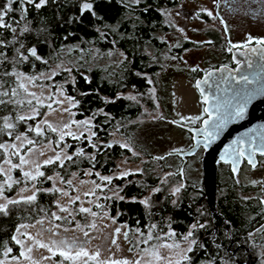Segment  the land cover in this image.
<instances>
[{
	"label": "trees",
	"instance_id": "16d2710c",
	"mask_svg": "<svg viewBox=\"0 0 264 264\" xmlns=\"http://www.w3.org/2000/svg\"><path fill=\"white\" fill-rule=\"evenodd\" d=\"M179 1L139 0V3H131L128 0L130 6H126L123 0H89L93 8L83 13L81 5L84 0H49L40 9L27 3L21 8L19 0L13 4L15 11L5 16V23L11 27L0 28V40L5 42L0 45V52L4 54L0 57V84L3 85L0 91L9 92V96L0 98L10 101L0 105V144L11 141L18 134H24L33 141L32 145L51 141L58 147L57 134L52 129L47 128L37 135L34 126L41 115L32 119H19L18 115L25 107L19 106L11 94L17 83L15 71L35 77L49 73L56 65L60 69L45 81L52 86H59L72 99V110L77 120L92 119V133L96 135L88 137L82 134L78 136L79 139L68 137L65 144L72 159L65 158L62 163L59 160L44 163L40 168L44 176L37 175L31 179L25 177L19 167L14 168L15 181L6 190V194L13 196L33 185L36 188V199L15 200L18 203L7 204V215L0 213V260L4 256H20L18 243L11 239L19 225L32 224L42 219L54 220L52 214L57 209L59 193L51 189L52 180L49 177L56 174L63 183L68 184L72 176L83 177L87 170L94 178L98 173L110 175L118 170L121 159L131 162L141 160V169L118 179L117 190L123 199L117 196L105 198V204L109 215L117 223L127 226V235L133 245V236L137 232L149 230L160 236L170 230L174 239L181 240L198 221L205 227L194 231L191 237L196 240V244L191 246L193 251L188 252V259H183L179 264H225L227 259L240 264L237 260L243 259L241 255L247 259L246 252L232 255L216 249L212 244L216 238L213 218L206 203L202 177H190L191 157L181 169L183 160L180 157L164 154L157 156L163 159H157L149 151L153 142L147 134V124L152 123L153 128L155 123L162 121L163 116L148 119L146 123L142 117L144 106L152 111L156 108L148 89L154 86L161 70L160 57L165 51L180 52L193 45L192 42H185L181 47L169 48L158 35L160 31L169 30L164 11L175 7ZM6 3L7 0H0V7ZM199 16L208 20L205 13ZM216 20L221 32L218 29L211 32L210 38L216 48L223 50L229 45L228 30L224 22L219 18ZM25 27L28 31H24ZM11 28H15L16 32L13 33ZM13 40L15 43H12ZM21 43L23 48L20 47ZM18 48L27 59L19 57L16 51ZM33 48L41 59L37 60L30 55L29 50ZM68 49L71 50L70 55H80L78 63L63 64L64 51ZM224 53H221V57L226 55ZM116 54L121 57L117 69L113 65ZM200 74L201 71L194 73L195 77ZM158 97L159 102L162 101L163 93ZM6 122L13 127L5 128ZM115 134L124 139L127 146L114 141L112 138ZM188 137L191 141V134ZM81 150L82 154L77 155ZM4 158L5 151L0 148V163ZM200 160L201 155L198 157L199 164ZM218 167L217 198L226 194L225 201L219 205L220 208L223 204L226 206L223 211L229 213L228 218L235 225L237 216L231 215H237L238 212L235 207L237 204L232 199L236 191L234 187L224 191L227 190L225 184L233 180L232 171L222 164ZM167 174L166 182H162ZM180 183L183 187L178 197L170 195L172 187ZM241 188L246 191L251 187ZM146 199L149 201L147 205L141 203ZM78 209L75 206V217L71 223L68 222V215L61 216L66 219L56 221L62 226L75 223L77 219L82 221L86 216L78 213ZM9 248L11 252L5 255ZM253 252L248 253L255 256ZM252 259L256 263L255 260L261 258L257 256L255 260L254 257Z\"/></svg>",
	"mask_w": 264,
	"mask_h": 264
},
{
	"label": "rangeland",
	"instance_id": "374dc122",
	"mask_svg": "<svg viewBox=\"0 0 264 264\" xmlns=\"http://www.w3.org/2000/svg\"><path fill=\"white\" fill-rule=\"evenodd\" d=\"M215 2L216 0H180L175 7L164 11L169 30L160 31L158 33L159 37L167 43L169 48L181 47L185 42H192L193 45L190 48L182 49L180 52L165 51L160 57L161 70L156 78V83L148 89L156 108L152 111L144 106L143 122L146 123L148 119L152 120V118L163 116L162 121L158 124L155 123L153 128L152 123L147 124L148 127L146 128L147 134L153 142L149 151L155 157L171 152H181L189 147L188 134L180 125L193 123L201 111V100L195 88L196 77L194 73L200 72L199 68L202 69V60L205 57L213 56L215 60L221 56V53H224L223 50L227 51L229 49V45H226L223 50L218 49L211 41V32L217 31V29L221 32L219 25L217 26L218 21L213 17L214 13L220 12L223 15L224 24L228 30V43L232 46L247 43L248 40L241 39L254 34L253 28L257 29L256 27H259L260 24L259 28L264 27V22L258 26L256 24V27L252 26L243 14L226 16L227 9L222 5H216ZM202 13L208 15V20L199 16ZM70 51V49L64 51L65 62L63 64L65 65L78 63L80 60V55L75 57V55L69 54ZM115 57L113 65L117 69L121 57L119 54H116ZM217 62L219 61L217 60ZM58 69H60V66L56 65L49 73L35 77L15 71L17 81L15 102L20 101L21 103L17 104L25 107V110L18 117L24 116L27 118L41 115L40 118L36 119L34 129L39 128L41 132L49 128L48 125L51 124L52 128L50 129H56L55 132L60 145L58 142L57 147L51 141L40 145L28 144L27 140L29 139L24 134H18L22 137L21 140L14 137L11 141L5 142L4 145L6 146L15 144L16 147L3 148L5 158L0 163V169H3V172H0V204H7L9 200L27 198L36 192V188L31 185L13 196L6 194L9 184L12 185L15 179L13 176L14 168H10L5 160H10L12 164L18 165L23 175L24 172H29L32 177H36V173L40 172V168L46 160H56V155L59 154V161H62L66 155H69L65 144L68 137H73L68 135L69 132L74 133L76 136L86 134L90 137L92 134V119L77 120L72 110L74 105L72 99L66 96L59 86H52L45 81L50 79ZM192 69L196 70L193 71ZM21 84L24 86L23 88L20 87ZM157 89L159 90L157 91ZM161 93H163V98L159 102L158 96ZM28 101H31V104ZM33 109H35V112H33ZM85 120L91 122L90 130L83 124L73 123V121L83 122ZM63 124H69L70 126L62 128ZM141 132L139 131V133ZM62 134L63 140H61ZM143 134L145 135V133ZM112 139L127 146L125 140L116 134L113 135ZM17 151L19 155L15 154ZM200 152L191 157L189 166L190 177L194 179L202 177L198 157L201 155L202 158L203 153ZM20 157H23L27 162L21 164ZM141 159L143 160V158ZM140 167L141 160L131 162L121 159L115 173L110 175L98 173L97 177L94 178L91 177V172L87 170L83 177L72 176L69 179L71 184L63 183L56 174L52 175L51 189L55 191L60 189V191H57L59 193L57 205L69 207L73 211V216H68V220L75 217V206L89 208L91 213H95V215L81 213L86 216L85 219L82 221L77 219L75 223L67 226H62L55 218L53 221L42 219L32 224H22L27 227L19 225L17 229L20 231L17 232L16 230L14 236H17L21 241L18 244L20 253L24 252L25 255L19 257L4 256L1 260L4 261V264H124L125 261L127 264H137V262L138 264H179L188 253L186 249L189 247V241L184 238L181 240L174 239L170 230L161 236L149 230L144 233L142 231L137 232L133 236L135 241L133 245L128 235L127 237L124 235L128 232L127 226L117 223L109 215L105 198L116 197L114 193L118 192V179L140 171ZM262 172L263 170L260 168L257 169L253 172V178H259ZM125 173L128 174L125 175ZM8 176L11 177L10 181H8ZM102 177L110 178L111 182L102 180ZM165 177L168 178V174ZM179 185L183 184L180 183L175 186ZM64 192H67L68 195H63ZM85 193H89V195H85ZM76 197H79V199L75 203H70V198L74 199ZM54 213L59 216L68 215L60 212L58 206ZM78 224L80 227H77ZM93 224L95 227L91 226ZM116 228L120 229L119 233H115ZM84 232H87L88 235L85 236ZM149 236L152 239H149ZM113 239L116 240V244L112 243ZM191 239L190 237L189 240ZM60 241H65V244H61ZM40 243L47 244L48 248L40 247ZM49 248L51 251H49ZM79 248H83L88 256L71 260L60 255V252L68 251L74 257ZM28 249H31V251L29 252ZM252 254H256L255 256H259L264 260V250H257ZM250 256V259L253 260L251 254ZM91 257L95 258L92 259ZM237 263L227 259L225 264Z\"/></svg>",
	"mask_w": 264,
	"mask_h": 264
},
{
	"label": "water",
	"instance_id": "95a60500",
	"mask_svg": "<svg viewBox=\"0 0 264 264\" xmlns=\"http://www.w3.org/2000/svg\"><path fill=\"white\" fill-rule=\"evenodd\" d=\"M230 51L235 69L220 65L195 80L207 116L200 127L180 125L191 134L192 146L170 153L183 160L182 169L188 158L204 147L202 187L210 214H217L218 164H230L237 173L242 157L257 167V153L264 154V44L232 47ZM241 107L243 113L237 116ZM253 263L249 260L245 264Z\"/></svg>",
	"mask_w": 264,
	"mask_h": 264
},
{
	"label": "flooded vegetation",
	"instance_id": "af4514ba",
	"mask_svg": "<svg viewBox=\"0 0 264 264\" xmlns=\"http://www.w3.org/2000/svg\"><path fill=\"white\" fill-rule=\"evenodd\" d=\"M215 4L222 5L227 9L225 13L226 16L243 14L252 26L256 27V24L258 26L260 23L264 22V0H216ZM213 17L219 18L222 22L225 21L220 12L214 13ZM259 27H256L257 29L253 28L255 32L254 34L245 39H241L248 40L247 43L240 44L238 46H232V44L229 43V49L226 51V55H223L222 57L219 56L215 60L213 56L208 58L205 57L202 60V69L199 68L201 74L195 79L201 77L206 71L217 68L220 65H227L230 68L235 69L236 64L232 60L230 49L232 47L241 49L246 45L257 43L258 40L264 41V27ZM217 60L219 62H217ZM216 64L217 66H215ZM206 116L207 115L204 112V102L201 101V111L194 122L189 126L200 127L202 120L206 118ZM192 143L193 141L191 137L189 147L192 146ZM199 151L203 153L204 147L202 146ZM257 159L258 166L255 167V165H251L245 158L242 157L241 168L237 173H234L230 164L219 163L224 165L227 169L230 168L232 171L233 180L230 183L225 184L227 186V190L224 191H230L229 188L231 187L235 188L236 192H234L236 194L232 196V199L237 204L235 207L238 212L237 215L234 214L231 216H237V223L234 225L232 220L228 218L229 213L223 211L226 209L224 204L221 205L220 208L219 204H221L222 201H225L226 194L220 195L217 198V214H210L213 218L216 233V238L212 241V244L216 249L230 252L232 255H235L236 252H246L248 254L247 259L241 255L243 259L237 260L241 262L240 264H245L247 261L251 260L249 257L250 254L247 250L250 252L264 250V203H262V201H264V154L257 153ZM219 168L220 167H218L217 176ZM259 168L263 170L262 175L255 179L253 178V172ZM243 186H250L251 188L249 190L242 191L241 187ZM252 257H254L255 260L257 256ZM255 262L256 263L254 264H264V260L262 259L257 261L255 260Z\"/></svg>",
	"mask_w": 264,
	"mask_h": 264
},
{
	"label": "snow or ice",
	"instance_id": "6c2138e0",
	"mask_svg": "<svg viewBox=\"0 0 264 264\" xmlns=\"http://www.w3.org/2000/svg\"><path fill=\"white\" fill-rule=\"evenodd\" d=\"M16 2H17V0H7V3H6L5 5H3L2 7H0V28H10V27H11V25L5 23V16H6L8 13H10V12L15 11V9L13 8V4H15ZM52 2H55V0H52ZM123 2L126 4V6H130L129 3H128V0H123ZM25 3H27V4H29V5H33V4H34V7H35L36 9H40L41 7H43V6H45L46 4H48V3H49V0H38V2H35V0H19V4H20L21 8L23 7V5H24ZM131 3H139V0H131ZM92 8H93V4H92L91 2H89V0H84V2H83L82 5H81V11H82V13H83V11H85V10H87V11H91ZM93 15H95L94 12H93ZM209 15H211V13H209ZM22 18H23V16H22ZM70 22H71V21H70ZM11 30H12L13 33L16 32V29H15V28H11ZM24 31H28L27 27L24 28ZM4 43H5V42H4L3 40H0V45H3ZM12 43H15V40H13ZM257 43H262V44H264V41H259V40H258ZM20 47L23 48V44H22V43H21V46H20ZM16 51H17V53H18V55H19V57H20L21 59H27V57L24 56L23 53L20 52V49H19V48L16 49ZM29 53H30L31 56L35 57L37 60L41 59V57L37 55V51H36L35 48L30 49V50H29ZM3 56H4V54H3L2 52H0V57H3ZM173 58H175V57H173ZM4 59H7V57H4ZM0 62H2V61H0ZM192 70L195 71L196 69H192ZM3 75H8V73H3ZM2 87H3V85L0 84V88H2ZM20 87L23 88L24 86L21 84ZM11 94H12L13 96L16 95V91H15V89L12 90V93H11ZM31 95H34V94H31ZM7 96H9V92H8V91H0V97H7ZM130 98H133V99H134V97H130ZM9 102H10V101H6V100L0 98V105H4V104L9 103ZM17 103H21V102H20V101H17ZM28 103L31 104V101H28ZM49 107H51V105H49ZM205 111L207 112L208 110L205 109ZM33 112H35V109H33ZM242 113H243V108L241 107L240 109L237 110L236 115H237V116H241ZM32 118H33V117H31V116L27 117V119H32ZM19 119L23 120V119H26V117H24V116H20ZM73 123H77L78 125L83 124V125L86 126V128H88L89 130L91 129V122L88 121V120H85V121H83V122H76V121H73ZM69 126H70L69 124H63V125H62V128H68ZM4 127H5V128H12L13 126H12V124L6 122L5 125H4ZM48 127H49V128H52V125L49 124ZM30 130H31V129H30ZM52 130H53V131H56V129H54V128H53ZM35 131H36L37 135H40V134H41L39 128L35 129ZM68 135H72L74 139H79V137L76 136L74 133L69 132ZM95 135H96V134L93 132V133H92V136H95ZM16 139H17V140H21L22 137L18 135V136H16ZM61 140H63V134L61 135ZM27 143H28V144H32L33 141H32V140H27ZM107 146H108V147H111V145H107ZM5 147H12V148H15L16 145H15V144H12V145H8V146H6V145H4V144H0V148H5ZM15 154H16V155H19V152L17 151ZM41 154H42V153H41ZM76 154H77V155H81V154H82V150H81V151H78ZM65 158L68 159V160H71V159H72V156H71V155H66ZM157 159H163V157H157ZM56 160H60V155H59V154L56 155ZM20 161H21V164H24V163L27 162V161L24 160L23 157H20ZM52 162H53V161H52L51 159H49V160H46L44 163H45V164H50V163H52ZM249 162L251 163V160H249ZM5 163H6V164H9V165H10V168L18 167V165L12 164L10 160H5ZM61 163H62V161H61ZM253 166H254V165H253ZM233 171H235V169H233ZM0 172H3V169H0ZM127 174H128V173H125V175H127ZM36 175H38V176H44V173H43V172H37ZM24 176H25V177H30L31 179H35V177H32V176L30 175L29 172H24ZM49 179H51V177H49ZM101 179H102V180H105V181H108L109 183L111 182V181H110V178H108V177H102ZM10 180H11V177L8 176V181H10ZM166 180H167V178L165 177V180L162 181V182H166ZM6 183H7V181H6ZM68 183L71 184V181H68ZM9 187H11V184H9ZM97 187H99V186H97ZM182 187H183V185H179V186H175V187H173V188L171 189V191H170V195H172V196H174V197H178V194L181 192ZM159 190H160V189H156V191H159ZM56 191H60V189H56ZM63 195L67 196L68 193H67V192H64ZM85 195H89V193H85ZM114 195H116L117 198L123 199V197H120V196H119V192L114 193ZM35 199H36L35 194H33V195L27 197V200H28V201H34ZM78 199H79V197H76V198H74V199H73V198H70V203H75V201L78 200ZM15 203H18V201H15V200H9V201L7 202V204H15ZM141 203L147 205V204L149 203V201L146 199V200H144V201H141ZM173 203L176 204L177 201L174 200ZM262 203H264V201H262ZM7 204H0V213H3V214H5V215L8 214V212H7ZM57 206H58L60 212L67 213L68 216H73V211H72L69 207L61 206V205H59V204H58ZM97 206L99 207L100 205H97ZM78 213H90V214H92L93 216L95 215V213H91V209H89V208H85V207H83V206L79 207V209H78ZM52 215H53V217H54L55 219H57V220L66 219V217H61V216H59V215H56V213H53ZM68 222L71 223L72 221L69 220ZM41 223H42V222H41ZM91 226H92V227H95L94 224L91 225ZM21 227H27V226H26V225H21ZM77 227H80V225L78 224ZM152 227L154 228L155 225H152ZM204 227H205L204 224H201V223H199V222L197 221V223H194V224L191 226V230L187 233V235L184 236V239H185L186 241H189V247L186 249L187 252H192V251H193V248L191 247V245L196 244V240H195V239H191V240H189V238H190V237H193V235H194V231H195L197 228H204ZM81 230H82V229H81ZM19 231H20V230L17 229V232H19ZM119 232H120V229H119V228H116V229H115V233H119ZM53 235H55V233H53ZM84 235L87 236L88 233H87V232H84ZM124 235H125V237H127V233H125ZM29 238L31 239V237H29ZM11 239L14 240V241H16V243H18V244L21 243V241L19 240V238H18L17 236H12ZM149 239H152V237L149 236ZM60 243H61V244H65V241H60ZM112 243H113V244H116V240L113 239V240H112ZM39 246H40V247H43V248H48V245H47V244H43V243H40ZM169 247H171V245H169ZM177 247H178V245H177ZM28 251L30 252L31 249H28ZM49 251H51L50 248H49ZM10 252H11V249L9 248V249L6 250L5 255H7V254L10 253ZM20 255H21V256H24L25 253H24V252H21ZM60 255L63 256L65 259L75 260V259H77V258H79V257H81V256H88V253H87L86 251H84L83 248H79V249L76 251V254H75L74 257L71 256L70 253H69L68 251H62V252H60ZM26 258H27V257H26ZM91 258L94 259L95 257H91ZM184 259H188V257H187V256H184ZM0 264H4V261L0 260ZM124 264H127V262L125 261ZM137 264H138V262H137Z\"/></svg>",
	"mask_w": 264,
	"mask_h": 264
}]
</instances>
